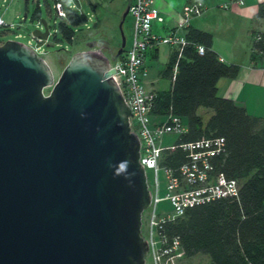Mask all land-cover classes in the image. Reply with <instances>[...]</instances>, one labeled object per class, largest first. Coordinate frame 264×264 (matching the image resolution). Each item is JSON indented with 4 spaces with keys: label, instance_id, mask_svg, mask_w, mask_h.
Instances as JSON below:
<instances>
[{
    "label": "water",
    "instance_id": "water-1",
    "mask_svg": "<svg viewBox=\"0 0 264 264\" xmlns=\"http://www.w3.org/2000/svg\"><path fill=\"white\" fill-rule=\"evenodd\" d=\"M108 62L90 45L54 80L23 42L0 43V264H145L149 190Z\"/></svg>",
    "mask_w": 264,
    "mask_h": 264
},
{
    "label": "trees",
    "instance_id": "trees-1",
    "mask_svg": "<svg viewBox=\"0 0 264 264\" xmlns=\"http://www.w3.org/2000/svg\"><path fill=\"white\" fill-rule=\"evenodd\" d=\"M37 18L38 7L32 14V19ZM257 18L264 19V0L257 3L250 20ZM84 19V13L68 10L66 18L57 22L53 37L58 31L71 41L72 25ZM184 35L188 42L180 56L171 49L160 72L168 78V88L154 89L151 112L174 113L186 122V129L175 137V145L162 151L161 163L176 168L185 160L186 152L177 146L180 142L220 136L223 146L212 157L214 171L236 178L239 190L236 197L187 208L182 215L164 221L161 232L168 239H178L184 257L207 253L210 260L205 264H264V117L250 114L242 104L217 94V79L234 77L238 65L218 57L212 49L211 33L188 23ZM251 37L250 57L264 64V34L251 30ZM197 44L203 45L201 53ZM156 50L151 57H156ZM200 106L212 110L205 120L197 112Z\"/></svg>",
    "mask_w": 264,
    "mask_h": 264
},
{
    "label": "built area",
    "instance_id": "built-area-1",
    "mask_svg": "<svg viewBox=\"0 0 264 264\" xmlns=\"http://www.w3.org/2000/svg\"><path fill=\"white\" fill-rule=\"evenodd\" d=\"M154 0H129L128 12L133 18L131 44L123 49L116 58L109 59L108 67L114 71L110 74L119 88L121 96L129 108L128 125L139 141L138 161L146 178V170L152 173L149 183V202L141 212L140 234L147 242V254L152 264H172L175 256L182 255L179 241L176 237L168 239L161 232L162 223L182 215L191 206L206 203L223 197H236L239 182L236 178H227L222 172L214 171L212 157L222 149L223 138L220 136L201 137L192 141L180 142L177 146L186 152V158L176 168L161 163L162 151L175 145L162 144L163 135L170 133L175 137L186 129L182 116L174 113L155 114L151 112L154 89H147L145 76L147 74L146 54L160 43L168 44L181 54V48L188 42L184 28L191 17L199 15L204 9L203 0H186L178 9V20L168 29V33L159 34L152 30L154 22H163V15L153 7ZM239 1L241 0H229ZM222 6L227 7V3ZM68 10L78 11L75 3L69 0H52L49 14L53 15L52 23L46 21L48 36L56 31V24L66 18ZM86 19V16H85ZM83 21V20H82ZM36 27L42 24L39 18L34 20ZM0 15V35L8 31ZM12 26V25H9ZM30 34V31H28ZM29 38L25 45L36 55L45 52L42 45L46 39ZM73 38V36H72ZM3 40H0V43ZM196 50L201 53L203 45L197 44ZM42 57V56H41ZM176 65L172 68L171 79L174 77ZM109 75V76H110ZM162 170L165 178V193L159 194L158 170ZM167 200L170 210H158L157 205Z\"/></svg>",
    "mask_w": 264,
    "mask_h": 264
},
{
    "label": "rangeland",
    "instance_id": "rangeland-1",
    "mask_svg": "<svg viewBox=\"0 0 264 264\" xmlns=\"http://www.w3.org/2000/svg\"><path fill=\"white\" fill-rule=\"evenodd\" d=\"M51 3L52 0H0V15L5 23L8 24L6 26L8 31L0 35V40L11 38L26 42L30 38L33 42L32 37L28 33V31L36 27L34 19H32L33 10L38 7L39 17L52 23L53 15L47 11V5H51ZM69 3H75L78 11L84 13L86 19L76 25H72L74 35L71 41L63 38L58 31L56 32L57 39L54 38L52 25L50 26L51 34L42 45V49L45 52L40 53V55L48 63L54 80L59 76L64 64L74 52L84 50L90 45H95L99 47L107 59H111L110 54H113L118 48L122 36L124 37L123 49H126L132 40L133 18L131 14L127 12L121 24H119L129 0H69ZM24 13H26V17L23 18ZM177 20L178 9L173 22L171 17L165 19V21L172 22V24H175ZM152 30L159 34L168 33V29L162 28L161 23L157 22L154 28L152 27ZM157 47L158 53L156 57L146 56L147 74L144 80L147 89H167L169 86L168 78L162 76L160 72L166 65L171 47L165 43H160ZM49 88L50 86L44 87L43 92L46 94ZM197 112L205 120L212 110L208 107L200 106ZM174 139V134L167 133L163 135L161 143L170 144ZM146 178L150 183L152 180L150 170H146ZM158 180L159 194L163 195L165 193V178L161 169L158 170ZM157 209L169 211L170 204L164 199L158 203ZM209 260L207 253L198 252L190 257L175 256L171 263L205 264ZM145 264H152L148 254L145 257Z\"/></svg>",
    "mask_w": 264,
    "mask_h": 264
},
{
    "label": "crops",
    "instance_id": "crops-1",
    "mask_svg": "<svg viewBox=\"0 0 264 264\" xmlns=\"http://www.w3.org/2000/svg\"><path fill=\"white\" fill-rule=\"evenodd\" d=\"M186 0H154L153 7L163 15L161 27L169 29L177 9ZM261 0H203L204 9L191 17L189 24L206 30L212 35V49L225 62L238 65L234 77H219L216 92L219 96L232 98L242 104L246 111L264 117V64L250 57L251 30L264 34V19H251ZM227 3V7L222 6ZM167 17L172 22H167ZM155 23L152 27L154 28ZM159 23V22H157ZM158 27V26H157ZM156 56L158 47L156 46ZM154 49L147 52L151 57Z\"/></svg>",
    "mask_w": 264,
    "mask_h": 264
}]
</instances>
